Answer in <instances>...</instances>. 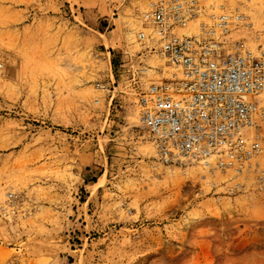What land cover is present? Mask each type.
<instances>
[{
  "label": "rangeland",
  "instance_id": "1",
  "mask_svg": "<svg viewBox=\"0 0 264 264\" xmlns=\"http://www.w3.org/2000/svg\"><path fill=\"white\" fill-rule=\"evenodd\" d=\"M154 1L0 0V264H264L255 177L163 165L140 126ZM199 3L264 47V0Z\"/></svg>",
  "mask_w": 264,
  "mask_h": 264
},
{
  "label": "built area",
  "instance_id": "2",
  "mask_svg": "<svg viewBox=\"0 0 264 264\" xmlns=\"http://www.w3.org/2000/svg\"><path fill=\"white\" fill-rule=\"evenodd\" d=\"M141 23L137 40L171 69L129 84L157 161L254 176L264 190V47L248 48V16L238 7L206 13L199 0H156ZM191 26L195 33L183 32Z\"/></svg>",
  "mask_w": 264,
  "mask_h": 264
},
{
  "label": "bare ground",
  "instance_id": "3",
  "mask_svg": "<svg viewBox=\"0 0 264 264\" xmlns=\"http://www.w3.org/2000/svg\"><path fill=\"white\" fill-rule=\"evenodd\" d=\"M184 30H187L189 33H190V27H187L186 29H184ZM183 30V31H184ZM247 34V32L244 34V35H246ZM251 36V35H250ZM248 38V37H247ZM252 38V36L251 37H249V40ZM153 64H155V68L157 67V68H159V70L158 71H160V72H155V73H157V75L159 76V77H167L168 75H169V72L171 71V69L169 68V66L164 62V60L163 59H161L160 58V56H157V55H155V57H154V59H152V61H151ZM148 71H152L151 69H143L142 70V72H144V73H147ZM148 74V73H147ZM145 75V74H144ZM155 77V76H154ZM145 79V78H144ZM150 79V78H149ZM152 79V78H151ZM263 104H264V102H263ZM152 153H153V150H152ZM194 166V165H193Z\"/></svg>",
  "mask_w": 264,
  "mask_h": 264
}]
</instances>
